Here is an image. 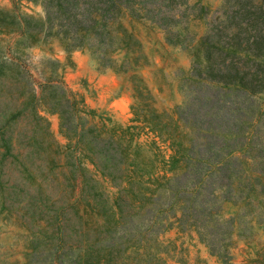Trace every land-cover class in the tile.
Here are the masks:
<instances>
[{
    "label": "trees",
    "instance_id": "trees-1",
    "mask_svg": "<svg viewBox=\"0 0 264 264\" xmlns=\"http://www.w3.org/2000/svg\"><path fill=\"white\" fill-rule=\"evenodd\" d=\"M40 3V17L16 7L0 9V29L30 43L55 39L66 52L86 50L98 57L102 67L127 72L145 64L147 58L123 18L149 21L164 30L168 42L188 50L193 84L182 105L158 111L143 80L131 75V124L107 136L101 131L103 124L89 123L93 110L62 80L48 77L39 82L36 97L59 115L62 133L82 144L88 159L116 191L108 206L86 201L96 219L70 231L59 229L57 241L50 236L45 248L31 252V261L163 264V258L151 250V240L162 226L163 230L171 226L193 230L212 253L224 256L228 220L216 215L219 205L211 198L212 184L218 181L216 192L232 198L244 192L237 171L241 160H250L251 170L261 175L264 170L259 136H253L254 118L246 121L241 106L248 104L249 94L264 92V0H222L212 14L200 0ZM197 18H206L205 31L199 36L188 27ZM118 53L121 58L115 57ZM30 97L36 101L32 92ZM4 125H0V148L7 149ZM143 130L163 146L154 148L146 160L121 142L126 134L131 140ZM251 178L260 186L259 175ZM161 179L163 192L157 191ZM256 186L253 190L262 193ZM77 217L81 219L82 214Z\"/></svg>",
    "mask_w": 264,
    "mask_h": 264
},
{
    "label": "rangeland",
    "instance_id": "rangeland-1",
    "mask_svg": "<svg viewBox=\"0 0 264 264\" xmlns=\"http://www.w3.org/2000/svg\"><path fill=\"white\" fill-rule=\"evenodd\" d=\"M200 2L212 14L222 0ZM13 7L35 17L43 14L40 0H0V9ZM205 19L190 20V31L201 35ZM122 22L147 58L145 64L127 72L102 67L98 57L86 50L66 52L55 39L30 43L0 29V125L5 124L7 145L0 148V264H42L31 261V252L45 248L52 235L56 242L59 229L70 231L92 222L96 214L86 201L108 206L116 191L88 159L82 144L62 133L59 115L36 97L39 82L48 77L62 80L93 110L89 123L103 124L101 131L107 136L131 124L133 74L143 80L158 111H172L188 98L193 84L188 50L168 42L164 30L152 22L127 17ZM115 57L121 58L122 53ZM247 103L241 105L243 118H254L253 136H259L264 158V92L249 94ZM129 137L121 138L122 144L144 160L153 156L154 148H163L146 130ZM152 139L157 141L153 144ZM242 161L237 168L245 185L242 195L222 198L216 192L218 181L212 184L211 198L219 205L216 215L228 220L225 255L212 253L193 230L180 231L175 226L163 230L162 226L151 240V250L163 258V264H264V170L261 175L251 170L250 160ZM254 175L260 176V186L253 182ZM159 183L157 191L163 192V179ZM255 186L262 193L254 191Z\"/></svg>",
    "mask_w": 264,
    "mask_h": 264
}]
</instances>
